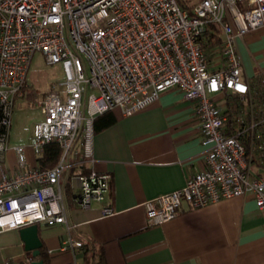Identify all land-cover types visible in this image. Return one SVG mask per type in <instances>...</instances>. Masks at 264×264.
<instances>
[{
	"label": "built area",
	"instance_id": "1",
	"mask_svg": "<svg viewBox=\"0 0 264 264\" xmlns=\"http://www.w3.org/2000/svg\"><path fill=\"white\" fill-rule=\"evenodd\" d=\"M210 23L222 40L207 51L200 37ZM263 25L264 0H0V233L34 223L70 232L62 177L70 160L93 161L94 117L116 107L133 114L170 88L195 104L205 166L147 199L148 223L174 219L184 202L198 208L249 194L264 218V74L245 77L237 50L239 36ZM37 51L62 63L66 77L44 93L43 119L28 145L14 146L18 171L9 173L14 102H35L26 77ZM52 142L62 148L55 166L29 162L28 148L37 157ZM110 177L93 168L71 175L80 205L97 200L103 215L113 214ZM65 243L80 247L82 239Z\"/></svg>",
	"mask_w": 264,
	"mask_h": 264
},
{
	"label": "crops",
	"instance_id": "2",
	"mask_svg": "<svg viewBox=\"0 0 264 264\" xmlns=\"http://www.w3.org/2000/svg\"><path fill=\"white\" fill-rule=\"evenodd\" d=\"M237 50L245 77L264 74V25L239 36ZM112 111L115 122L94 134L93 161L77 166L110 174L108 200L115 212L103 215L97 200L80 205V191L69 180L71 231L66 224L38 223L51 264H84L81 248L65 243L70 236L102 244L108 264H264V218L251 194L198 208L184 202L174 219L148 223L144 202L183 186L205 166L207 146L194 102L170 88L133 114L124 115L120 107ZM14 146L5 155L9 173L18 171ZM31 255L19 229L0 233V264H29Z\"/></svg>",
	"mask_w": 264,
	"mask_h": 264
},
{
	"label": "rangeland",
	"instance_id": "3",
	"mask_svg": "<svg viewBox=\"0 0 264 264\" xmlns=\"http://www.w3.org/2000/svg\"><path fill=\"white\" fill-rule=\"evenodd\" d=\"M65 77L62 63L49 64L42 52L34 53L26 77V92H32L37 96L34 103L28 95L15 100L11 118L10 147L29 144L34 122L43 119L39 102L44 93L51 90L56 82L64 80Z\"/></svg>",
	"mask_w": 264,
	"mask_h": 264
},
{
	"label": "trees",
	"instance_id": "4",
	"mask_svg": "<svg viewBox=\"0 0 264 264\" xmlns=\"http://www.w3.org/2000/svg\"><path fill=\"white\" fill-rule=\"evenodd\" d=\"M201 40L204 44L205 50H210L213 47L217 46L222 40V30L219 24L217 23H210L207 25L206 30L201 35ZM116 118L113 114L112 110H107L93 119V132L94 134L98 131H101L115 122ZM80 144V135L76 139V145ZM62 155V148L59 143L52 142L46 145L44 151L37 156L36 161L39 167L41 168H51L55 166ZM70 166L64 172L62 177V183L64 185V190H67V196L70 194V185L69 180L71 175L78 172L80 170L79 167L83 166L82 173H87L90 171L89 168H85L84 164L77 166L78 164L72 163L70 160ZM66 197V195H65ZM83 257H84V264H108L105 256L104 247L102 244L98 243L94 239L83 236L82 238V245L80 246ZM32 259H43L45 264H51V260L47 255V250L45 245L43 244L41 247V253L38 257H30Z\"/></svg>",
	"mask_w": 264,
	"mask_h": 264
},
{
	"label": "water",
	"instance_id": "5",
	"mask_svg": "<svg viewBox=\"0 0 264 264\" xmlns=\"http://www.w3.org/2000/svg\"><path fill=\"white\" fill-rule=\"evenodd\" d=\"M21 240L24 242L25 250L31 251V256L36 258L41 253L43 242L39 236L38 223L19 228ZM29 264H45L43 259H33Z\"/></svg>",
	"mask_w": 264,
	"mask_h": 264
}]
</instances>
